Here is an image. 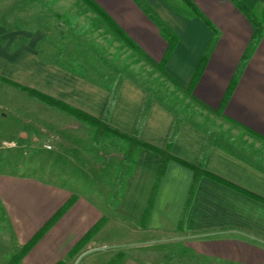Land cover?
<instances>
[{"label": "crops", "instance_id": "1", "mask_svg": "<svg viewBox=\"0 0 264 264\" xmlns=\"http://www.w3.org/2000/svg\"><path fill=\"white\" fill-rule=\"evenodd\" d=\"M78 1L118 38L119 47H127L144 59L104 18ZM92 1L150 58L159 61L164 56L167 36L134 0ZM143 1L177 37L165 69L183 86L193 80L214 40L192 92L179 89L192 104L235 128L237 135L245 133L255 141L250 142L258 151L263 148L264 22L261 33L255 29L264 18V0H240L251 11L250 18L258 21L254 23L233 0H191L205 20L181 0ZM218 9L219 23L209 17ZM14 42V38L0 39L1 77L98 119L106 114L108 125L135 137L137 142L133 165L120 177L121 141L110 137L120 144L121 155L115 160L108 155L105 163L100 156L101 145L93 141L91 126L46 104L62 114L54 120L53 113L44 110L47 119L39 124L30 116L36 98L28 93V99H24L33 110H27L31 119L24 120L26 128L20 129V115H14L17 110L13 103L25 92L0 79V144L14 142L15 135L37 144L45 142L52 147H42L56 149L54 153L59 152L60 158L65 157V149L67 158L76 160L79 166V184L70 179L55 183L17 171H0L2 224L17 247L5 264L18 252L22 257L17 264H83L94 251L107 255L102 264L112 259L114 264H264V159L255 154L256 148L247 151L224 142L212 126L196 118V112L187 113L168 99L148 92L135 79L119 74L106 84L99 83L42 60L35 40L17 47H13ZM153 42L158 44H154L157 50L161 49L159 58L143 45ZM217 54L220 58L216 62ZM214 62L217 71L220 63L234 65H228L224 72L230 79L224 91L211 94L209 89H202V81ZM233 80V89L227 95ZM75 121L79 122V134L74 129ZM85 125L91 130L87 137L80 132ZM139 141L201 166L191 169L175 159H167L161 166L160 156ZM19 163L13 161L14 166ZM103 183L108 186L103 187Z\"/></svg>", "mask_w": 264, "mask_h": 264}, {"label": "rangeland", "instance_id": "2", "mask_svg": "<svg viewBox=\"0 0 264 264\" xmlns=\"http://www.w3.org/2000/svg\"><path fill=\"white\" fill-rule=\"evenodd\" d=\"M218 14H221L220 9L218 12H212L209 17L212 21L219 23L221 16ZM1 38L4 40L14 38L13 47H17L29 39L35 40L36 49L42 60L67 67L73 73H80L99 83L106 84L116 79L119 74L135 79L144 84L148 92L168 99L187 113L196 112V118L205 126H212L217 137L224 142H230L235 146L247 149V151H252V147L256 148V145L251 144L255 141H251L252 139L245 133L237 135L235 128L228 127L209 111L202 110L200 105L192 104L193 102L184 91L176 88L149 62L132 53L129 48L119 47L118 38L106 25L98 22L95 14L78 0H0ZM155 43L149 44L150 46L143 45L148 47L147 49L153 54V57L159 58L161 49L158 48L157 50L156 45L158 44L154 45ZM152 45L154 46L151 47ZM219 58L220 55L217 54L216 62L219 61ZM216 62L211 64L206 78L202 81L205 84L202 89H209L211 94H216L219 90L224 91L230 80L224 72L227 71L228 65H234L227 62L220 63L218 64L220 70L217 71ZM25 95L26 97H22ZM24 98L28 99L26 92L21 95L18 101L13 103L17 110L14 115H20L19 118L22 123L20 129L26 128L24 120L28 119L27 110H31ZM33 102L36 107H32L34 110H31L30 116L39 124L45 123L44 118L47 119L44 110L53 113L54 120L55 116L60 117L62 114L56 110L48 109L45 103H41L38 99ZM62 118H64L63 115ZM74 129L79 134V122L75 121ZM90 131L86 125L80 128V132H83L82 134L86 137ZM44 143H33L30 138L15 135L14 142L0 144V171H17L55 183H64L70 179L75 181V184H79V172H76L79 171L77 169L79 168L78 162L67 158L69 153L65 149L63 151L65 157L62 155L60 158L59 152L54 153L56 149L47 150L45 148L49 144ZM100 145H103L99 149L100 156L104 157L105 163L110 156H113L115 160L117 156L121 155V146L113 138L105 139ZM254 151L256 155H259V159H264V146L259 151L257 148ZM13 161L20 162V165L14 166ZM87 162L88 164L91 163L90 159H87ZM65 175L66 178H64ZM111 176L113 174H110ZM106 178L109 177L106 175ZM102 185L103 187L108 186L107 183ZM2 221L0 212V259L5 264L9 256L17 251V247L15 239L13 240L10 231L6 225L2 224ZM96 252L98 251L90 253L91 255L87 257L88 261L83 264H102L104 262L102 260L107 255L101 256Z\"/></svg>", "mask_w": 264, "mask_h": 264}, {"label": "trees", "instance_id": "3", "mask_svg": "<svg viewBox=\"0 0 264 264\" xmlns=\"http://www.w3.org/2000/svg\"><path fill=\"white\" fill-rule=\"evenodd\" d=\"M84 3H86L97 15H99L100 17L104 18L106 20V22H108L113 31L116 32V34L118 36H120L122 39H124L127 44H129V46H131L134 51H136L137 53H139L147 62H149L154 68H156L157 70H159L167 79H169L177 88H183L185 89V91H190V93L193 90L194 84L196 82V80L198 79L199 75L201 74L203 67L205 65V60L207 57V54L209 52V50L211 49L214 40L211 41V43L209 44L208 48H207V53H205V55L202 57L201 61L199 62V65L196 69L195 75L193 77V80H191L190 84L188 86H183L181 83H179V81H177L173 76H171L165 69L166 66V62L167 59L174 47L175 42L177 41V37L175 34H171V31L168 29V27L164 24V22L162 20H160L156 15H154L149 8L147 7V5L144 3L143 0H134L140 8H142L143 10H145V12H148L150 17L155 21V23L157 24L158 28L161 30V32L163 34H165L167 36V47L164 53V56L159 60V61H154L152 58H150L147 54H145L143 51H141L138 47H136L124 34L123 32L117 27L115 26L111 20H109V18L106 16L105 12L96 4L94 3L92 0H81ZM183 1V3L186 5L187 8H189L191 11H194L195 13L199 14L200 17H202L204 20L205 18L202 16V13L198 10V8L195 6V4L191 1V0H181ZM237 6V8L245 14V16L249 19H251V21L254 22H258L257 20H255L254 18H250L253 17L251 11L243 4V2H241L240 0H233ZM252 15V16H251ZM264 17V11H263V16ZM264 22V18L262 21L258 22L256 24V31L257 32H262V24ZM170 34V37L167 35ZM0 79L19 88L20 90L28 93L30 96L35 97L36 99L40 100L41 102L45 103L46 105H48L49 107L55 108L61 112H64L72 117H75L77 119H80L82 121H84L85 123H87L89 126L92 127V137H93V141L95 144L100 145L102 144V142L105 139H108L110 137L116 138L119 141L122 142L123 144V164L120 170V177H122L123 175H126L127 172H129V170L131 169L132 165H133V150H134V145L135 142H137V139L127 133H124L118 129H115L114 127L110 126L107 124L106 121V114L104 115V117L101 119H98L96 117H93L92 115L86 113L83 110H80L60 99L51 97L43 92H40L38 90L14 83L8 79H5L3 77L0 76ZM233 85H234V80L231 81V83L228 86L227 89V95H229L233 89ZM149 100L147 98L146 100V105H148ZM140 145L142 147H145L146 149L153 151L155 153H157L160 156V165H164L165 160L167 159H175L177 162L181 163L182 165H185L187 167H190L191 169H194L195 166L197 165H191L189 163H186L180 159L175 158L174 156H172L166 149H161L155 146H152L148 143H145L143 141H139ZM201 163L198 164L197 167H200ZM22 257V253L18 252L16 253L13 258L11 259V261L9 262V264H17L18 261L21 259ZM115 260L112 259L109 262L105 263V264H114Z\"/></svg>", "mask_w": 264, "mask_h": 264}, {"label": "built area", "instance_id": "4", "mask_svg": "<svg viewBox=\"0 0 264 264\" xmlns=\"http://www.w3.org/2000/svg\"><path fill=\"white\" fill-rule=\"evenodd\" d=\"M51 146L50 145H46V148H50Z\"/></svg>", "mask_w": 264, "mask_h": 264}]
</instances>
